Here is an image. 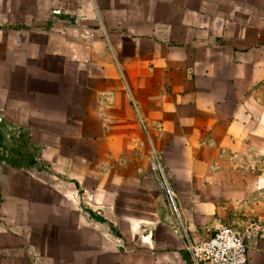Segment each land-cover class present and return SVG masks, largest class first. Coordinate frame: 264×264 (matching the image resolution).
Returning <instances> with one entry per match:
<instances>
[{
    "label": "crops",
    "instance_id": "1",
    "mask_svg": "<svg viewBox=\"0 0 264 264\" xmlns=\"http://www.w3.org/2000/svg\"><path fill=\"white\" fill-rule=\"evenodd\" d=\"M70 2L65 11L50 12L76 24L49 28L60 30L61 49L54 51L53 36L46 34V58L39 64L60 55L55 65L72 68L76 89L31 88L37 64L28 67V91L9 88L8 81L9 90L0 86V130L11 125L25 131V169L40 171L50 184L60 179L54 187L38 184L0 161V255L20 264L19 246L2 243L24 241V225L32 229L28 241H52V232L37 235L36 227L53 225L59 210L70 230L60 240L76 245L56 252L75 264H191L187 244L219 226L264 221V0ZM9 46L0 42L1 49ZM9 73L3 67V75ZM58 96L61 101L53 102ZM54 108L64 115L53 117ZM140 128L160 158L176 214L149 187V215L132 220L148 228L139 243L134 227L128 241L113 226L118 170L113 165L102 172L100 166L117 160V147H124V161L132 166ZM253 163L255 171L245 168ZM68 178L82 179L77 183L93 206L109 211L107 227L100 214L68 212L55 193H63ZM109 231L135 250L118 255ZM246 264H264V239L248 250Z\"/></svg>",
    "mask_w": 264,
    "mask_h": 264
},
{
    "label": "rangeland",
    "instance_id": "2",
    "mask_svg": "<svg viewBox=\"0 0 264 264\" xmlns=\"http://www.w3.org/2000/svg\"><path fill=\"white\" fill-rule=\"evenodd\" d=\"M71 0H0V42L4 41L5 43H10L9 48L1 49L0 48V86H3V89L6 88H24L23 91H28V80L27 75L28 67H32L34 64H37V73L34 76L36 81L31 82V88H35L38 92L41 90L47 89L52 93H72L76 89L75 74L70 68V72L63 71L64 68L60 69L55 65V58H59L60 55L54 54V56H48L46 59L48 66L45 62L41 65L40 61H44L45 57V37L46 34H52L54 44V51H60L61 46L59 45V37L61 36L60 30L50 31L49 28L57 26L56 29H59L63 25H75V19L73 18L71 22L64 21L62 22L60 17L54 14H51L50 11H62L66 5H70ZM76 2H74V5ZM66 10V8H65ZM64 10V11H65ZM71 20V19H70ZM2 30V31H1ZM3 30L7 32L3 33ZM5 63V64H4ZM51 63V64H50ZM3 67L9 68L10 73L3 75ZM17 68L16 70L14 69ZM25 69V73H18ZM74 78V79H73ZM9 82V88L5 82ZM36 82V83H35ZM30 85V84H29ZM27 86V87H26ZM26 87V88H25ZM0 90H2L0 88ZM1 92V91H0ZM87 92V91H86ZM61 95V94H59ZM42 101V98H38ZM46 101V99H44ZM48 101V100H47ZM61 101V96H58L56 99L53 98V102ZM48 103V102H47ZM56 105L55 103H53ZM57 109V112L54 111ZM53 109V117H56V114L59 112L64 115L62 109L59 108ZM56 112V113H54ZM11 127V125H7ZM12 131H7L6 128L0 130V161H3L10 167H17V171L24 175H29L30 178L38 184H48L55 186L57 181L54 178H51L50 182L47 183L44 174L29 173L28 169H25L27 166L30 152L26 146L25 131H21L11 127ZM139 137L137 140H134V147L132 148L133 162L132 166L130 163H125L124 161V147H117L116 154L117 160L112 163H101V171L104 169H111L115 165V169L118 170L117 177V191H116V207L114 209L115 219H113V226L119 231L122 237H126L129 241V231L132 232L134 227V241L141 242L143 239L140 236L144 237V234L147 232L148 228L144 226H134L132 225V220L141 219L142 217H147L149 210L146 209V197L145 192H149V187L153 189V192L159 195L158 202L163 201V205L166 210H170L172 214H176L172 205L166 197V194L158 186L159 177L156 173L151 171V161L153 155V148L149 142V139L146 133L140 128ZM42 170L46 169L42 167ZM164 170V169H163ZM27 172V173H26ZM135 172L136 174H132ZM39 174V175H38ZM164 176L166 178L165 172ZM78 181L82 182V179L68 178L63 182L67 185L66 189H63V193H58V198L61 201L64 200L67 202L68 212L77 213L78 215H85L91 218L100 217L105 220V223H101L102 227H107L108 222V213L106 209H99L93 206L92 201L88 200V194L81 189V186ZM52 181H54L52 183ZM89 181L90 179H85L89 185H92ZM166 181L168 182L167 178ZM108 178H102V185H107ZM169 184V183H168ZM170 186V185H169ZM70 188V191L68 189ZM137 187V188H136ZM171 188V187H170ZM172 190V188H171ZM58 191H62L59 190ZM147 192V193H148ZM150 194V193H149ZM154 195V194H151ZM71 203H75L74 207H71ZM70 204V205H69ZM60 218L54 219L53 225L51 226H39L36 227L37 235H48L52 234V241H28L29 232H32L29 225H24L20 232L21 235H25L24 241L13 242L7 241L2 244L9 247H12L13 244H17L20 248V264H75L74 259L72 258H60L57 255L56 250L63 248H70L71 245H76V243H71V241L62 242L60 240L62 233H69V226L63 222L66 221V213L62 210H59ZM13 215L10 214L9 220L13 221ZM1 221V220H0ZM8 221V220H7ZM27 222V220L25 221ZM71 228V227H70ZM11 227L9 230H5L7 233H11ZM67 229L69 232H66ZM16 231V230H15ZM18 232V231H17ZM112 238L111 248L117 252L118 255L125 253V251H131L129 247L130 242L124 243L117 241L113 233L109 231ZM17 233H15L16 235ZM87 235V234H86ZM69 238V236L67 235ZM201 241V240H199ZM87 244V241H86ZM50 249L49 252H45ZM135 250V249H134ZM133 250V251H134ZM140 248L137 247V251ZM12 252H10L11 254ZM48 254V257L38 256L41 254ZM5 257V258H4ZM0 258H4L5 262L0 264H11L9 258L0 255ZM68 258V259H67ZM11 259V258H10ZM88 264H90L88 262Z\"/></svg>",
    "mask_w": 264,
    "mask_h": 264
},
{
    "label": "built area",
    "instance_id": "3",
    "mask_svg": "<svg viewBox=\"0 0 264 264\" xmlns=\"http://www.w3.org/2000/svg\"><path fill=\"white\" fill-rule=\"evenodd\" d=\"M6 130L9 132L13 129L7 127ZM255 166L256 163H253L245 168L255 171ZM151 171L158 175V186L164 191L175 211L174 193L166 181L160 158L154 150ZM263 239L264 221L248 219L241 227L219 226L210 237L187 244L184 249L191 264H246L248 250Z\"/></svg>",
    "mask_w": 264,
    "mask_h": 264
},
{
    "label": "trees",
    "instance_id": "4",
    "mask_svg": "<svg viewBox=\"0 0 264 264\" xmlns=\"http://www.w3.org/2000/svg\"><path fill=\"white\" fill-rule=\"evenodd\" d=\"M100 222H104L102 219H98Z\"/></svg>",
    "mask_w": 264,
    "mask_h": 264
}]
</instances>
